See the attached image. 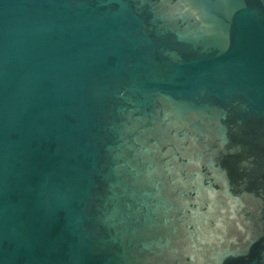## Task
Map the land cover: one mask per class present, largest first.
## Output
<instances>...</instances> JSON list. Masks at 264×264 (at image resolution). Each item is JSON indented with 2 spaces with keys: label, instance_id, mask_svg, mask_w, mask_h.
<instances>
[{
  "label": "water",
  "instance_id": "95a60500",
  "mask_svg": "<svg viewBox=\"0 0 264 264\" xmlns=\"http://www.w3.org/2000/svg\"><path fill=\"white\" fill-rule=\"evenodd\" d=\"M0 264H264V0H0Z\"/></svg>",
  "mask_w": 264,
  "mask_h": 264
}]
</instances>
